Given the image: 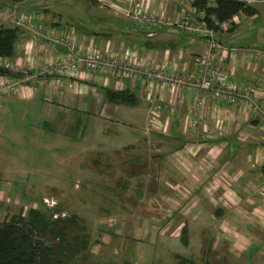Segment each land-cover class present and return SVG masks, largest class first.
<instances>
[{
    "label": "crops",
    "instance_id": "obj_1",
    "mask_svg": "<svg viewBox=\"0 0 264 264\" xmlns=\"http://www.w3.org/2000/svg\"><path fill=\"white\" fill-rule=\"evenodd\" d=\"M186 1L147 0L146 7L150 11L162 9L174 21L189 13ZM121 2L0 0V25H10L12 14L25 11L44 30L62 32L84 49H96L136 63L192 70L191 55L201 53L206 47L203 37L179 32L174 25L156 23L138 25L141 28L135 32L134 23L122 12ZM254 9L252 15H240L231 28L217 31L223 48L249 47L264 54L262 40L246 32L259 16ZM243 21L246 26L242 25ZM134 32L138 34L132 36ZM64 53L59 45H52L40 36L33 39L30 31L20 28L14 53L5 59L20 68L17 72L23 76L25 67L38 69ZM218 63L233 81L244 85L260 75L262 58L243 62L239 58L218 56ZM75 84L73 89L63 85L23 89L19 94L2 93L0 109L5 103H20V113L34 130H39L38 140L40 128H48L47 125L69 130L70 134L60 144L68 147L66 162H71L73 169L77 167L74 161L81 162L84 154L101 153L86 143L91 132L98 135L95 145L104 143L103 149L112 148L117 154L123 147L130 148L133 151L128 158L130 162L145 160L154 171L153 183L149 185L152 196L145 201L150 206L147 212L159 214L160 202L168 207L159 224H171L176 214L175 224L184 227L185 233L192 232L195 242L204 243L205 252L233 261L242 259V264L247 263V258L255 264H264V119L261 116L212 98H203L197 106L190 93L160 88L153 96L161 101V126L152 130L147 127V91L138 81L99 74L86 81L79 74ZM88 86L91 91L86 90ZM105 89H126L132 101H107ZM257 103L264 107V93L258 96ZM42 116L47 120L38 126ZM111 137L113 140H109Z\"/></svg>",
    "mask_w": 264,
    "mask_h": 264
},
{
    "label": "rangeland",
    "instance_id": "obj_2",
    "mask_svg": "<svg viewBox=\"0 0 264 264\" xmlns=\"http://www.w3.org/2000/svg\"><path fill=\"white\" fill-rule=\"evenodd\" d=\"M249 5L259 16L246 32L264 43V28L258 29L264 26V2ZM242 25L246 26L244 21ZM132 28L136 32L141 27L133 24ZM135 32L131 35L136 36ZM20 110V103H5L0 109V221L18 212L25 214L29 208L38 209L48 219L73 217L71 236L75 233L85 245L73 251L68 264H177L178 257L195 264H242V259L233 261L205 252V244L195 242L192 232L183 235L185 243L181 226L175 224L176 214L171 224H159L168 212L166 204L160 202L157 215L147 212L150 206L145 201L152 196L149 185L154 171L145 160L130 162V148L123 147L117 154L112 148L103 149L104 143L95 145L98 135L91 132L86 143L101 153L84 154L81 162L74 161L77 167L73 169L66 162L68 147L60 144L69 130L47 125L40 128L38 140L39 130H34ZM42 120L47 117L39 118L38 126ZM247 259L246 264H255Z\"/></svg>",
    "mask_w": 264,
    "mask_h": 264
},
{
    "label": "built area",
    "instance_id": "obj_3",
    "mask_svg": "<svg viewBox=\"0 0 264 264\" xmlns=\"http://www.w3.org/2000/svg\"><path fill=\"white\" fill-rule=\"evenodd\" d=\"M146 1L122 0L123 14L137 25L150 23L165 26L174 25L179 32L199 35L204 38L205 49L201 53L191 55L192 70L178 71L165 65L136 63L125 59V57L103 54L96 49H84L75 45L71 37L62 32L44 30L33 22L32 17L27 12L20 11L11 15L8 20L10 25L30 31L33 39L40 36L50 41L52 45H59L65 53L46 61L38 69L31 70L30 66L25 67L27 71L20 77L0 73V94H19L23 89L60 88L63 85L73 89L79 74L81 78L84 76L86 81L94 74L113 75L119 80L138 81L147 91L145 95V100L149 104L147 127L152 130H158L161 126V101L153 96V92L160 88L170 91L180 89L190 93L195 98L197 106L201 104L203 98H212L257 113L264 119V107L257 103L258 96L264 93V54L258 49L249 47L225 49L217 36V31L231 28L242 13L234 14L225 21H217L212 15H208L213 26L216 27L215 30L205 24L203 20L206 16L204 9L192 6V0L185 2L189 13L174 21H170L162 9L148 10ZM239 1L249 4V2L257 0ZM206 4L211 5L209 0ZM218 56L232 60L239 58L243 62L262 58L260 75L255 80L240 85L233 81L229 74L220 67ZM0 68L10 72L20 70L15 64L3 57H0ZM86 90L91 91V86L86 87ZM93 94H95L94 91Z\"/></svg>",
    "mask_w": 264,
    "mask_h": 264
},
{
    "label": "trees",
    "instance_id": "obj_4",
    "mask_svg": "<svg viewBox=\"0 0 264 264\" xmlns=\"http://www.w3.org/2000/svg\"><path fill=\"white\" fill-rule=\"evenodd\" d=\"M192 0L191 5L204 9L205 24L213 26L208 15L217 21H225L234 14L252 15L255 9L239 0ZM20 28L13 25H0V57H11ZM0 73L12 75L13 72L0 68ZM13 76V75H12ZM107 101H132L126 89L114 91L105 89ZM75 228L73 217L51 219L38 209L29 208L25 214L18 212L0 221V264H68L77 247L85 245L84 239L71 236ZM181 238L185 228H180ZM72 239V240H71ZM185 241V238H182ZM177 264H195L190 259L178 257Z\"/></svg>",
    "mask_w": 264,
    "mask_h": 264
},
{
    "label": "water",
    "instance_id": "obj_5",
    "mask_svg": "<svg viewBox=\"0 0 264 264\" xmlns=\"http://www.w3.org/2000/svg\"><path fill=\"white\" fill-rule=\"evenodd\" d=\"M12 75H13L14 77H19V76H20V74L17 73V72H13Z\"/></svg>",
    "mask_w": 264,
    "mask_h": 264
}]
</instances>
